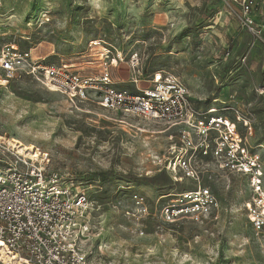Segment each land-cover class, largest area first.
<instances>
[{
	"label": "rangeland",
	"instance_id": "374dc122",
	"mask_svg": "<svg viewBox=\"0 0 264 264\" xmlns=\"http://www.w3.org/2000/svg\"><path fill=\"white\" fill-rule=\"evenodd\" d=\"M5 44L31 50L48 65L87 71L97 70L101 47L109 48L124 58L111 68L112 78L128 89L120 81L130 79L127 61L136 53L143 75L164 69L177 76L196 108L213 107L228 118L238 110L248 118L264 160V43L228 16L220 0H4L0 48ZM1 136L12 147L21 141L49 154V169L69 174L86 192L91 263L264 264V237L245 220L240 176L211 180L221 203L217 222L164 225L154 215L137 230L123 214L132 193L153 212L157 197L191 189L155 172L152 157L168 144L161 125L123 119L91 102L72 104L22 75L0 82Z\"/></svg>",
	"mask_w": 264,
	"mask_h": 264
},
{
	"label": "built area",
	"instance_id": "2783aa9c",
	"mask_svg": "<svg viewBox=\"0 0 264 264\" xmlns=\"http://www.w3.org/2000/svg\"><path fill=\"white\" fill-rule=\"evenodd\" d=\"M220 1L254 41L264 43V0ZM3 5L0 0V10ZM90 45L99 46L95 41ZM98 62L93 71L65 63L48 65L31 50L5 44L0 48V82L28 76L72 104L91 102L123 119L164 127L168 144L163 155L152 157L155 172L167 173L175 186L189 183L191 189L157 197L153 212L143 196L129 195L130 205L122 212L137 230L154 215L164 225L182 220L217 222L221 203L210 182L217 176L236 175L245 182V220L255 236L264 237V160L256 151L263 146L252 138L251 121L238 110L228 118L217 115L213 107L196 108L177 76L164 69L143 75L136 53L127 61L130 79L120 81L130 89L118 88L111 75L113 66L124 63L119 52L101 47ZM49 164V154L41 151L34 160L0 138V248L13 259L2 264H14V257L21 264H94L84 244L92 237V203L69 174L49 169Z\"/></svg>",
	"mask_w": 264,
	"mask_h": 264
},
{
	"label": "bare ground",
	"instance_id": "6f19581e",
	"mask_svg": "<svg viewBox=\"0 0 264 264\" xmlns=\"http://www.w3.org/2000/svg\"><path fill=\"white\" fill-rule=\"evenodd\" d=\"M0 138L11 146L10 142L7 141L8 140L7 138L3 136H1ZM12 144H13V149L18 154L32 158L34 160H37L39 158V154L35 152V148H33L32 146H26L21 141H15ZM11 260L13 259L10 257V255H8L5 250L0 248V261L7 263L8 261H11ZM12 262L14 264H21V261L17 260L15 257H14V261Z\"/></svg>",
	"mask_w": 264,
	"mask_h": 264
}]
</instances>
